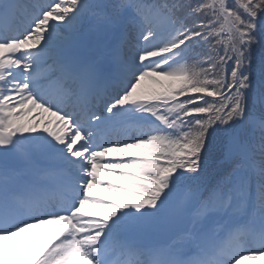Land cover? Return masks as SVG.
I'll return each instance as SVG.
<instances>
[{"label":"snow or ice","instance_id":"6c2138e0","mask_svg":"<svg viewBox=\"0 0 264 264\" xmlns=\"http://www.w3.org/2000/svg\"><path fill=\"white\" fill-rule=\"evenodd\" d=\"M0 264H264V0H0Z\"/></svg>","mask_w":264,"mask_h":264},{"label":"trees","instance_id":"16d2710c","mask_svg":"<svg viewBox=\"0 0 264 264\" xmlns=\"http://www.w3.org/2000/svg\"><path fill=\"white\" fill-rule=\"evenodd\" d=\"M143 87L146 91H151V90L155 89L156 86L151 84V82H149V81H145Z\"/></svg>","mask_w":264,"mask_h":264},{"label":"rangeland","instance_id":"374dc122","mask_svg":"<svg viewBox=\"0 0 264 264\" xmlns=\"http://www.w3.org/2000/svg\"><path fill=\"white\" fill-rule=\"evenodd\" d=\"M47 119H52V118H50V117H48L46 114H45V120H47ZM101 178H102V176H101ZM96 192H98V191H100L99 189H96L95 190ZM100 195H104V194H102V193H99Z\"/></svg>","mask_w":264,"mask_h":264}]
</instances>
